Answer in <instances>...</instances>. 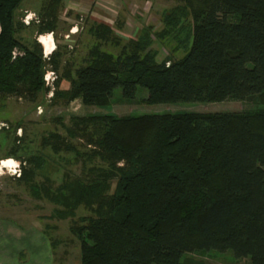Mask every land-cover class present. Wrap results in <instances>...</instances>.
I'll use <instances>...</instances> for the list:
<instances>
[{"label": "trees", "instance_id": "1", "mask_svg": "<svg viewBox=\"0 0 264 264\" xmlns=\"http://www.w3.org/2000/svg\"><path fill=\"white\" fill-rule=\"evenodd\" d=\"M21 1L0 0V98L32 100L46 90V65L56 71L57 52L44 59L34 38L16 37L24 27L14 20ZM55 22L47 7L35 33L53 32ZM162 22L154 35L174 41L177 58L155 59L149 28L121 42L109 25L92 21L87 31L95 43L72 72L54 75L52 98L103 106L119 87L125 102L138 88L147 104L264 101V0H178ZM104 43L116 52L101 49ZM70 121L65 138L47 133L41 144L68 151L74 148L66 138H78L97 164L82 166L81 176L63 175L54 188H28L60 207L52 211L57 218L88 207L91 214L69 225L79 264H183L184 254L207 250L264 264V108L95 113ZM26 161L32 167L18 178L28 183L43 159Z\"/></svg>", "mask_w": 264, "mask_h": 264}, {"label": "rangeland", "instance_id": "2", "mask_svg": "<svg viewBox=\"0 0 264 264\" xmlns=\"http://www.w3.org/2000/svg\"><path fill=\"white\" fill-rule=\"evenodd\" d=\"M48 1L20 2L14 12V20L26 25L17 29L15 35L29 43L37 36L35 31L47 7L54 9L56 22L52 37L56 47H53V51L57 52V68L53 75L61 74L65 68L72 72L82 64L88 48L95 43L87 31L95 19L108 23L121 42L135 38L142 29L149 28L152 33L150 47L156 52V60L167 55L177 58L182 54L181 49H172L174 41L154 35L164 28L163 15L176 7L178 0H58L56 5ZM100 47L116 52V48L108 43ZM46 66V71H50ZM53 80L44 82L46 90L32 100L13 95L0 98V162H14L0 167L3 173L0 175V264H79V242L69 231V225L77 217L91 214L88 207L80 204L72 217L57 218L52 211L60 207L48 201L42 192L38 196L32 195L28 188L30 183L54 188L63 175L70 178L81 176L82 170H85L82 166L97 164V160L83 155L88 153V148L78 138H66L74 148L68 151L59 149L54 152L49 145L41 144V138L47 133H56L65 138L64 127L70 125V117L95 113L135 116L264 108V101L258 99L147 104L139 100L145 96L142 88L137 89L134 100L125 102L120 98L119 87L112 90L106 105H84L78 99L69 102L61 98L53 99ZM67 86L66 80L62 79L59 89ZM32 155L40 156L43 164L25 183L18 177L21 169L32 167L26 161ZM13 167L15 172L12 171ZM182 261L183 264H249L246 258H236L230 251L214 250L184 254Z\"/></svg>", "mask_w": 264, "mask_h": 264}, {"label": "crops", "instance_id": "3", "mask_svg": "<svg viewBox=\"0 0 264 264\" xmlns=\"http://www.w3.org/2000/svg\"><path fill=\"white\" fill-rule=\"evenodd\" d=\"M94 21L95 22H102V23H105V24L108 25V23H106L105 21H102V20H96L95 19ZM23 24L26 25L24 22H23ZM52 33L53 32L40 33V34L36 33L37 36L33 37L39 43V45L41 47L42 54L43 53H47L49 55L55 48V44H54V39L52 37ZM48 45H49V49H47Z\"/></svg>", "mask_w": 264, "mask_h": 264}, {"label": "built area", "instance_id": "4", "mask_svg": "<svg viewBox=\"0 0 264 264\" xmlns=\"http://www.w3.org/2000/svg\"><path fill=\"white\" fill-rule=\"evenodd\" d=\"M42 57H43L44 59H47L48 54H47V53H43V54H42ZM53 78H54V75H53V71H52V70H50V71H45V73H44V75H43V80H44L45 83H49V82H51V81L53 80Z\"/></svg>", "mask_w": 264, "mask_h": 264}, {"label": "clouds", "instance_id": "5", "mask_svg": "<svg viewBox=\"0 0 264 264\" xmlns=\"http://www.w3.org/2000/svg\"><path fill=\"white\" fill-rule=\"evenodd\" d=\"M9 163H14V162H12V161H5V162H0V167L7 166V164H9ZM12 171H13V172H15V171H16L15 167H13V168H12ZM2 174H3V173H2V172H0V175H2Z\"/></svg>", "mask_w": 264, "mask_h": 264}]
</instances>
